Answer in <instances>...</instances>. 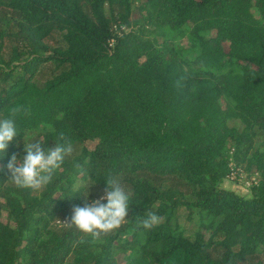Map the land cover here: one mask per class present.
Listing matches in <instances>:
<instances>
[{"label":"trees","instance_id":"obj_1","mask_svg":"<svg viewBox=\"0 0 264 264\" xmlns=\"http://www.w3.org/2000/svg\"><path fill=\"white\" fill-rule=\"evenodd\" d=\"M140 1L136 19L134 0H0V118L30 110L0 157V264H264V0ZM60 133L74 150L53 181L16 187L24 138ZM230 157L257 172L247 193L222 184ZM109 176L129 212L93 242L65 221Z\"/></svg>","mask_w":264,"mask_h":264},{"label":"clouds","instance_id":"obj_2","mask_svg":"<svg viewBox=\"0 0 264 264\" xmlns=\"http://www.w3.org/2000/svg\"><path fill=\"white\" fill-rule=\"evenodd\" d=\"M23 112L29 114L26 107H15L10 115L0 118V157H3L11 141L21 132L16 123V116ZM71 141L60 133L53 147H43L41 140L25 141L22 159L12 154L6 165L9 179L21 189L40 191L47 187L56 173L61 169L65 159L72 155ZM104 195L94 199L91 203L85 201L83 206H74L69 220L65 221L68 227H75L92 241H99L102 236L118 230L127 220L129 212L130 194L113 176L105 179ZM87 198V195H84ZM106 200V203L102 202ZM161 217L149 211L145 218L138 221V227L152 229L159 225ZM84 241H81L83 243Z\"/></svg>","mask_w":264,"mask_h":264},{"label":"rangeland","instance_id":"obj_3","mask_svg":"<svg viewBox=\"0 0 264 264\" xmlns=\"http://www.w3.org/2000/svg\"><path fill=\"white\" fill-rule=\"evenodd\" d=\"M140 0H134V9H133V16L136 19L141 18L139 6H140ZM147 27H152L150 24L147 25ZM166 35L174 36V33L166 30ZM157 37L159 40H162L164 35L163 34H157ZM174 38L176 41H179L180 43H187L186 37H180L175 35ZM224 45L226 47L227 42H224ZM94 144V141H88V145L91 146ZM230 161V167L232 170H234V175H229L223 180L222 184L226 187L233 188L234 190L241 192V193H247L248 187L253 179V177H256L257 172H247L243 166L239 165L238 167H235V161L232 157L229 159ZM6 214H3V218L6 219ZM177 220L179 224L185 229L187 233H192L194 230H196L199 227V219L196 215L189 216L187 213L186 208L179 207L177 211Z\"/></svg>","mask_w":264,"mask_h":264},{"label":"built area","instance_id":"obj_4","mask_svg":"<svg viewBox=\"0 0 264 264\" xmlns=\"http://www.w3.org/2000/svg\"><path fill=\"white\" fill-rule=\"evenodd\" d=\"M229 173H230V175H234V170H232V168H231V171H230ZM228 175H229V174H228ZM255 181H256V177H253L251 183H252V182H255ZM251 183H250V184H251Z\"/></svg>","mask_w":264,"mask_h":264}]
</instances>
